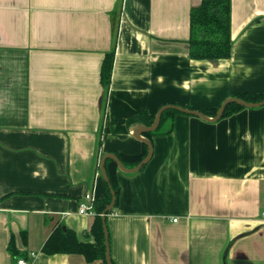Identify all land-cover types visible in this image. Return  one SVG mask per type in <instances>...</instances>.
<instances>
[{"label":"crops","instance_id":"obj_1","mask_svg":"<svg viewBox=\"0 0 264 264\" xmlns=\"http://www.w3.org/2000/svg\"><path fill=\"white\" fill-rule=\"evenodd\" d=\"M201 1L0 0V264H106L43 247L61 223L93 241L79 205L106 195L102 157L149 150L128 118L264 92V0H232V56L216 60L189 53ZM150 140L144 168L118 172L113 263L264 264V105L217 121L177 113Z\"/></svg>","mask_w":264,"mask_h":264},{"label":"trees","instance_id":"obj_2","mask_svg":"<svg viewBox=\"0 0 264 264\" xmlns=\"http://www.w3.org/2000/svg\"><path fill=\"white\" fill-rule=\"evenodd\" d=\"M189 53L194 59H228L232 56V0H202L190 11V36ZM115 52L107 53L101 67V81L106 88L109 87L113 68ZM238 97L258 102L264 99V92H240ZM182 105V104H180ZM192 109H199L208 116H215L220 106L213 108H195L183 105ZM244 106L238 103H230L222 116L226 117L241 109ZM181 111L169 108L163 111L160 123L156 130L146 131L145 136L150 138L155 134L169 133L173 130V117ZM155 115L146 110H141L128 118V127L133 125L151 126L154 123ZM136 127V126H135ZM148 154L147 146L141 155H129L116 152L120 161L128 168L137 166ZM106 171L110 178L111 185L107 183V192L104 197L95 199V220L86 235L93 238V241L80 240L76 232L64 225L57 224L54 231L44 244L43 251L48 254L54 253H79L83 254L89 262L102 259L106 264V241L103 224V213L112 201L111 188L116 192V203L118 205L120 196V185L118 183V172L120 168L117 163L108 158L106 161ZM144 166L141 168L143 169ZM113 210V209H112ZM110 210L107 214L111 213ZM10 249L15 253L16 249L12 244Z\"/></svg>","mask_w":264,"mask_h":264},{"label":"water","instance_id":"obj_3","mask_svg":"<svg viewBox=\"0 0 264 264\" xmlns=\"http://www.w3.org/2000/svg\"><path fill=\"white\" fill-rule=\"evenodd\" d=\"M238 103L244 107H260L264 105V99L258 102H251V101H247L244 100L238 96H232L228 99H226L219 107L217 114L215 116L209 117L208 115H206L204 112H202L199 109H192V108H188L185 107L183 105H179V104H166L164 106H162L160 108V110L158 111V113L155 116V120L154 123L151 126H139L135 129V137L141 141H143L144 143H146L149 146V150H148V154L146 155V157L135 167L132 168H128L125 165H123V163L120 161L119 157L114 153V152H108L106 153L101 161H100V169L102 171V174L106 180V182L108 184L111 185L110 182V178L108 176V173L106 171V161L108 158H112L118 165V167L120 168V170H122L123 172L126 173H134L139 171L152 157V153H153V145L152 142L149 138L144 137L142 134L145 133L146 131H154L157 129L159 123H160V119L162 116V113L164 110L169 109V108H174L177 109L181 112L187 113V114H192V115H196L199 116L205 120L208 121H217L220 118H222L224 111L226 109V107L230 104V103ZM111 193H112V201L111 203L107 206L106 210L103 213V224H104V232H105V241H106V260H107V264H114L111 258V254H110V243H109V231H108V226H107V221H106V216L107 213L112 210L115 207V203H116V192L114 189L111 188Z\"/></svg>","mask_w":264,"mask_h":264},{"label":"built area","instance_id":"obj_4","mask_svg":"<svg viewBox=\"0 0 264 264\" xmlns=\"http://www.w3.org/2000/svg\"><path fill=\"white\" fill-rule=\"evenodd\" d=\"M94 202L95 199L93 193L85 194L79 205V213L95 215ZM262 218L264 219V210L262 211ZM18 264H28V261L22 258L18 260Z\"/></svg>","mask_w":264,"mask_h":264}]
</instances>
